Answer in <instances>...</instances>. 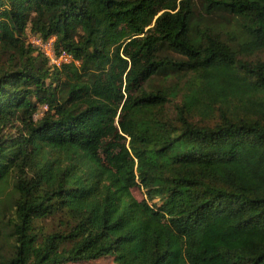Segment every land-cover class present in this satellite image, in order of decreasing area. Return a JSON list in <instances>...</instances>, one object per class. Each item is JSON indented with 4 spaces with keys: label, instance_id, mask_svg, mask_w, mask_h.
I'll return each instance as SVG.
<instances>
[{
    "label": "trees",
    "instance_id": "1",
    "mask_svg": "<svg viewBox=\"0 0 264 264\" xmlns=\"http://www.w3.org/2000/svg\"><path fill=\"white\" fill-rule=\"evenodd\" d=\"M201 1L0 0V264H264V0Z\"/></svg>",
    "mask_w": 264,
    "mask_h": 264
},
{
    "label": "rangeland",
    "instance_id": "2",
    "mask_svg": "<svg viewBox=\"0 0 264 264\" xmlns=\"http://www.w3.org/2000/svg\"><path fill=\"white\" fill-rule=\"evenodd\" d=\"M194 3H195L196 11L197 12H203L202 1L201 0H194ZM25 37L27 39V43L31 44L30 41H31L33 35H31L30 31H27V33L25 34ZM262 56H264V55H258L255 58L257 59V58L262 57ZM48 64L52 69H57V68H55V66L53 64H51L49 62V60H48ZM175 83H176V80H174V79H170V80L166 81V80H164V77H156L154 79V81L151 83V86H153V87H160L162 85L170 86V85H174ZM180 102H181V98H179L175 103H172L171 105H169V109L173 112L174 105L178 104ZM45 111H46L45 108L41 107L39 112L36 115V119L41 118ZM194 120L196 122L203 123V124H212L215 121V120H211V121H209V123H206V121H208V120H202L200 118L194 119ZM145 194H146V192L143 189L136 188L133 190V196L139 201L146 199ZM62 218H63V216H61V215L56 216V217H52V218H49L47 220H44L41 223V225L47 231H50V232L57 231V230L61 229L60 222H61ZM80 264H114V259L111 257H108V258L101 259L99 261H94V262H89V263H80Z\"/></svg>",
    "mask_w": 264,
    "mask_h": 264
},
{
    "label": "built area",
    "instance_id": "3",
    "mask_svg": "<svg viewBox=\"0 0 264 264\" xmlns=\"http://www.w3.org/2000/svg\"><path fill=\"white\" fill-rule=\"evenodd\" d=\"M54 42V38L45 40L40 36H33L30 41L31 45L37 48L57 69L76 63L71 54L65 51L57 53L54 49ZM44 108L48 109L47 106Z\"/></svg>",
    "mask_w": 264,
    "mask_h": 264
}]
</instances>
